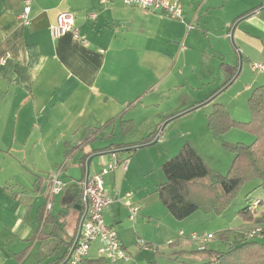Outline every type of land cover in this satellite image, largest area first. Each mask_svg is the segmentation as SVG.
Segmentation results:
<instances>
[{"label": "crops", "instance_id": "crops-1", "mask_svg": "<svg viewBox=\"0 0 264 264\" xmlns=\"http://www.w3.org/2000/svg\"><path fill=\"white\" fill-rule=\"evenodd\" d=\"M178 1L183 5L182 20L147 14L120 0L108 5L101 0H35L31 24L23 27L17 20L23 0H0V56L10 55L0 67V264H28L30 260L54 264L63 257L78 235L80 214L85 211L84 203L81 211V206L75 207L82 200L80 183L87 178L88 160L94 157L90 175L111 162L110 152L93 153L101 150L94 142L100 135L112 139L116 129L122 140L119 143L125 144L158 133L154 146L119 152L120 159H130L128 169L119 168L105 177L106 190L112 196L134 189L138 192L133 201L141 211L135 221L129 217L124 221L128 210L121 203L106 213L107 224L117 230L124 247L128 249L123 239L130 246L144 245L146 250L154 245L149 239L152 232L142 226L144 223H157L155 235L167 232L171 237L178 228L197 233L192 223L198 213L176 221L159 198L155 200L157 189L166 182L162 166L189 143L213 170L222 175L230 170L232 153L221 150L219 156L210 157L215 159L212 162L202 143L220 139L224 144L242 143L226 140L230 133L217 137L207 118L219 103L234 121L251 120L248 100L256 88L264 87V72L251 68L264 64V0ZM63 12L74 15L86 45L72 34L52 37L50 29ZM91 14H96L95 20L89 19ZM201 42L209 46L201 49ZM198 55L207 60V66L197 70L196 78L195 72L185 74L182 67ZM223 64L236 68V76L222 68ZM229 80V86L221 90ZM201 111L205 121L198 123L196 116ZM122 120L135 126L127 136L121 130ZM88 155L84 170L82 162ZM107 155V162L102 163L100 156ZM74 165L80 177L70 191L71 206H65L64 211L67 214L73 209L75 215L67 221L62 238L59 222L65 213L54 215L53 211L65 187L55 196L49 212L46 202L53 188L52 175L61 172L64 182L65 176H70L68 168ZM155 170L161 173L153 182ZM262 198L263 194H248L242 207L262 201L259 215L264 212ZM247 224L239 233L243 234ZM175 235L169 241L184 245ZM61 245L65 248L56 253L53 249ZM99 247L96 242L83 264L102 261Z\"/></svg>", "mask_w": 264, "mask_h": 264}, {"label": "trees", "instance_id": "trees-1", "mask_svg": "<svg viewBox=\"0 0 264 264\" xmlns=\"http://www.w3.org/2000/svg\"><path fill=\"white\" fill-rule=\"evenodd\" d=\"M222 68L232 71L233 77L236 76V68H230L224 64ZM231 80L221 90L227 88ZM221 90L213 94L209 100L212 102ZM248 106L251 120L247 123L234 121L226 108L219 103L213 105L212 112L207 118L209 128L217 137L224 136L231 129H239L255 138L254 142L249 145L243 143L224 144L226 150L235 156L227 175H222L210 168L189 143H186L175 157L162 166L166 182L159 186L156 194L168 213L177 221H184L199 211L218 215L226 212L234 204L242 188L253 179H258L261 182V187L264 188V87H258L252 92ZM191 110L173 115L170 118L174 119ZM110 124H106L103 128ZM134 129L135 126L132 121H121V130L124 136L129 135ZM157 134L154 132L135 144L113 143L101 150H95L93 153L127 152V149L133 148L131 146L151 143ZM95 138L96 135L93 141L96 140ZM132 151L130 150V152ZM84 158L82 166L85 170L89 155ZM261 205L262 201L255 208L252 203H248L240 211V215L246 223L253 222L263 228L261 238H248L239 233L236 242L226 252H213L208 250V247L200 249L198 252L207 254L211 261L220 264H264V212L257 215V208ZM83 214L84 211L80 214L79 226ZM43 216L44 207L41 209V217ZM74 240L68 244L63 257L54 264L65 262ZM101 262L103 261H97L96 264H101Z\"/></svg>", "mask_w": 264, "mask_h": 264}, {"label": "built area", "instance_id": "built-area-1", "mask_svg": "<svg viewBox=\"0 0 264 264\" xmlns=\"http://www.w3.org/2000/svg\"><path fill=\"white\" fill-rule=\"evenodd\" d=\"M35 0H23L22 10L17 20L21 26L27 27L31 24V7ZM114 0H101L102 4L108 5ZM126 6L139 8L147 14H160L174 20L183 19V5L178 0H120ZM96 14L89 15V19L95 20ZM53 38L58 39L67 34H72L75 40L86 45L87 40L79 32L76 26L75 17L70 12L61 13L55 25L50 29ZM8 53L0 56V67L5 65L9 60ZM254 72H264V64H253L251 66ZM111 162L103 166L99 172L87 177L80 183L82 188V200L88 203L89 209L85 221L82 226L81 235L71 254L69 264H83L90 257L93 245L100 242L98 256L104 264H128L129 255L127 249L121 242L119 234L114 227L106 222V213L116 203H121L129 212V219L135 221L138 217L141 206L136 204L133 192H127L122 196H112L105 187V177L117 169H128L130 159H120L116 151L110 152ZM52 175L53 188L48 195L46 202L47 212L52 210L55 196L59 194L64 187V182L60 178V174ZM259 202L253 204L255 208ZM262 227L257 226L249 229L248 238H261ZM180 236L184 237V232H180ZM189 239L193 242L201 244L204 249L213 239L214 235L204 233L198 235L192 233Z\"/></svg>", "mask_w": 264, "mask_h": 264}, {"label": "rangeland", "instance_id": "rangeland-1", "mask_svg": "<svg viewBox=\"0 0 264 264\" xmlns=\"http://www.w3.org/2000/svg\"><path fill=\"white\" fill-rule=\"evenodd\" d=\"M140 21H142V20H140ZM207 46H209V45L204 43V42H201L200 48L203 49V48H206ZM200 52H202V51L200 50ZM206 66H207V60H205L202 55H198V56H195L194 60H191V61L188 60L187 63H185V66L182 67V70L185 74H191V72L193 74V72H195V77L198 78V71L205 70ZM196 117L198 118V120H197L198 123H200V121L204 122L205 121V120H203L205 118L204 111L199 112ZM228 133H230V134L226 137V140H228V139L230 141L234 140V142L240 141L246 145L252 144V142L254 140V139H251V136L249 133L241 131L239 129L238 130L237 129L236 130L231 129ZM103 137H104V135H100L99 139L96 142H94L95 148L103 149V148L108 147L112 143H119L120 141H122L119 138V130L118 129L115 130L114 137L112 139H107V138L103 139ZM226 142H228V141H226ZM230 144H231V142H230ZM235 144H237V143H235ZM202 146H204V150H206V156L212 162H215V159L210 158L211 156L212 157H214L215 155L219 156L220 155L219 151L226 150L224 143L221 142V139L217 143L205 141L202 143ZM200 149H202V147H200ZM226 151L228 153H230V151H228V150H226ZM100 158H101L102 163H106L107 162L106 159L108 158V155L107 156H100ZM233 158H235V156H233ZM233 161H234V159H233ZM68 169L70 172L69 175L72 178L70 176H67V177L65 176L64 192L60 197H58L56 199L55 207H54V211H53L54 215H58L60 212L65 213V214H63V218H61L60 222H59V235L61 237L63 235V234H61V232L63 233V229H66L65 225H67V221L69 222L71 220V218L75 215V211L73 209H69L68 210L69 213L66 214V212L64 211V208H65V206H68V205L71 206L72 201L69 200L70 191L74 190V188L77 187V180L80 177V171L76 168L75 165L68 168ZM117 173H120V172H117ZM159 173H161V170L160 171H158V170L154 171L153 176H152L153 182H156V180H158V176L160 175ZM227 173H225V175H227ZM107 189H108V187H107ZM130 191L134 193V197H137L138 192L135 189L130 190ZM126 192L127 191H124L122 193V197L125 195ZM75 193L78 194L77 191ZM248 194L250 196H253V197H258V196H261L263 194L262 199H264V188L261 187V182L258 179L251 180L242 188V190L240 191L239 195L237 196L234 204L232 206H230L226 210V212H224L220 215H218L216 213H206V212H201V211L197 212L199 216L197 218H195V220H193V223H192L193 229L192 230H196L198 235H202L206 232L208 234L214 235V239L207 246H205V248L208 247V250L210 249L213 252L214 251L215 252L216 251L217 252H226L231 248V246H233V244L236 242L238 234L240 232L238 229L244 227L245 220L240 215V211L245 208V206L242 207L243 206L242 203H245V196ZM66 197L68 199H66ZM242 197H244V198L242 199ZM154 198L156 201H158L157 196ZM151 203H154L153 199L151 200ZM240 203H241V206H240ZM124 212H125L124 221H127L128 217H129V212L128 213H126V211H124ZM172 219H174V218H172ZM107 222H109L108 218H107ZM130 223H131V225L133 224L132 222H129V224ZM161 223L163 224L164 221H162ZM247 223H248L247 224L248 228L245 231H243V235H245V236H247V232L249 231V229L260 226L258 224L253 223V222H247ZM156 225H157V223H153V222L150 225L146 224V223H144V225H142L148 231L152 232V234L149 235L150 236L149 239L154 242V245L152 247H150V249H147V250L144 249V245H142V247H139L136 245L130 246L129 244L126 243L125 239H123V242L125 243V245L128 248L127 251H128V255H129V259H130L129 261L132 260L135 262V264H220V263H216V262L211 261V259H208L206 263H202V262H204L203 260L207 257V254L198 252L200 249H202L201 244H199L198 242H193L189 239V237L192 235L191 232L189 233V232L183 231L185 234V237H181L179 235L180 234L179 228L173 229L174 234H171V237L172 238H174V236L177 237V235H175V233H176V234H178V237L182 238L181 240L185 241L184 245H183V242H181L180 247H178L177 243H175L177 241H172V242L169 241L171 237L170 236L168 237L167 232L164 234V236L163 235H155V234H157V232H155V231H157L155 229ZM165 229H166V227H165ZM128 236H129V238H132L134 236L133 230H130L128 232ZM172 244H174V245H172ZM56 246H57V243L54 244V248ZM62 248L64 249L65 246L61 245V246H59V249H53V250H56V253H58V252H60V250ZM179 248L185 249V251H181ZM28 264H35V261L30 260L28 262Z\"/></svg>", "mask_w": 264, "mask_h": 264}, {"label": "water", "instance_id": "water-1", "mask_svg": "<svg viewBox=\"0 0 264 264\" xmlns=\"http://www.w3.org/2000/svg\"><path fill=\"white\" fill-rule=\"evenodd\" d=\"M158 142V139H156L154 142H151V143H147V144H144V145H139V146H136V147H133L132 149H127V151H130V150H138V149H143V148H146V147H150V146H154L156 145ZM94 159V157H91L89 160H88V163H87V177L90 176V167H91V163H92V160ZM82 205H83V200H80L77 202V206L75 208H78V206H81L78 208L79 211L82 210ZM88 209H89V206H88V203L85 202V211H84V214H83V217H82V220H81V223H80V226H79V231H78V235L73 243V246L71 247L70 249V252H69V255L67 257V259L65 260L64 263L62 264H67L69 262V259L71 257V254L79 240V237L81 235V230H82V226H83V223L85 221V218H86V215L88 213Z\"/></svg>", "mask_w": 264, "mask_h": 264}]
</instances>
